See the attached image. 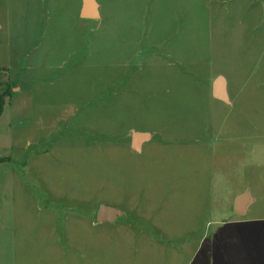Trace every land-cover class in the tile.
I'll use <instances>...</instances> for the list:
<instances>
[{"label": "rangeland", "instance_id": "1", "mask_svg": "<svg viewBox=\"0 0 264 264\" xmlns=\"http://www.w3.org/2000/svg\"><path fill=\"white\" fill-rule=\"evenodd\" d=\"M79 1L0 0V264H264V0Z\"/></svg>", "mask_w": 264, "mask_h": 264}, {"label": "water", "instance_id": "2", "mask_svg": "<svg viewBox=\"0 0 264 264\" xmlns=\"http://www.w3.org/2000/svg\"><path fill=\"white\" fill-rule=\"evenodd\" d=\"M81 18L83 19H97L98 11L97 4L94 0H83V7L81 10ZM213 96L221 101H227L226 92L224 88L223 77H217L213 84ZM148 139L147 134L134 133L132 135V146L136 151H139L141 143ZM252 202L249 193L246 192L237 197L235 201V213L237 215H244L250 203ZM126 217V213L113 207L101 205L95 215V221L99 224L109 223L113 224L117 220Z\"/></svg>", "mask_w": 264, "mask_h": 264}, {"label": "crops", "instance_id": "3", "mask_svg": "<svg viewBox=\"0 0 264 264\" xmlns=\"http://www.w3.org/2000/svg\"><path fill=\"white\" fill-rule=\"evenodd\" d=\"M95 1V3L97 4V11H98V18L97 19H83V18H81V10H82V7H83V0H80L79 1V6H78V17L80 18V19H83V20H85V21H93V20H98V19H100V17H101V15H100V11H99V3H98V1L97 0H94ZM72 18H73V15H72ZM0 27H1V25H0ZM218 77H221V76H218ZM224 79V78H223ZM10 81V77H9V74L7 73V71L4 69V68H0V94H1V91H3V90H5L6 88H9L11 85H10V83L11 82H9ZM215 81V80H214ZM213 84H214V82L212 83V86H211V96L215 99V100H217V101H219V102H224V103H226V104H229V96H228V93H227V91H226V87H225V79H224V88H225V92H226V98H227V101H221V100H219V99H216L214 96H213ZM10 90L11 91H13V90H15L14 89V87H10ZM2 111H3V107H1V105H0V116H1V113H2ZM139 134H142V133H139ZM146 134V133H145ZM148 135V140H147V142L145 143L147 146H148V148H150V147H153L154 146V144H156V142H154V141H152V134H147ZM144 144V143H143ZM143 144H141L140 145V152L138 153H136L137 155H142L143 154V152H144V148H146L145 147V144L143 145ZM47 209V212H50L51 214L54 212V210H52V209H50V208H46ZM38 211L39 212H43L44 211V208L42 209V208H40V209H38ZM122 211V210H121ZM96 212H97V210H96ZM124 212V211H123ZM126 212V211H125ZM127 213V212H126ZM96 215V214H95ZM52 216H53V218L54 217H56V215L53 213L52 214ZM83 218V217H82ZM124 218H127V214H126V217H124ZM123 218V219H124ZM88 220V219H87ZM120 220V219H119ZM119 220H117L115 223H113V224H109V223H101V224H99V223H97L96 221H95V217H94V223L93 224H95V225H103V224H108L109 226H113V225H115V224H117L118 223V221ZM79 221V220H78ZM85 223H86V221H84ZM89 224L90 225H93V224H91L90 222H89ZM94 225V226H95ZM57 234H58V232H57V229L54 227L53 229H52V236L53 237H55V238H57V239H59L58 238V236H57ZM57 242L58 243H62V241L61 240H57ZM65 242V241H64ZM66 243V242H65Z\"/></svg>", "mask_w": 264, "mask_h": 264}, {"label": "trees", "instance_id": "4", "mask_svg": "<svg viewBox=\"0 0 264 264\" xmlns=\"http://www.w3.org/2000/svg\"><path fill=\"white\" fill-rule=\"evenodd\" d=\"M5 90H6V91L9 90V88H6ZM0 105H1V98H0Z\"/></svg>", "mask_w": 264, "mask_h": 264}]
</instances>
